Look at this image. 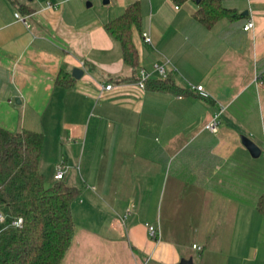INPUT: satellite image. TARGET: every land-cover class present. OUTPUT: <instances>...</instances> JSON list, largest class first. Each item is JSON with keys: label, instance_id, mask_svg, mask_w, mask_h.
Wrapping results in <instances>:
<instances>
[{"label": "crops", "instance_id": "1", "mask_svg": "<svg viewBox=\"0 0 264 264\" xmlns=\"http://www.w3.org/2000/svg\"><path fill=\"white\" fill-rule=\"evenodd\" d=\"M136 1L132 67L105 25ZM222 1L239 17L209 27L198 0H0V126L42 132L41 171L82 189L63 264H264V0ZM156 63L176 91L138 84Z\"/></svg>", "mask_w": 264, "mask_h": 264}, {"label": "trees", "instance_id": "2", "mask_svg": "<svg viewBox=\"0 0 264 264\" xmlns=\"http://www.w3.org/2000/svg\"><path fill=\"white\" fill-rule=\"evenodd\" d=\"M195 17L210 27L222 17L234 19L239 14L222 0H200ZM141 21L142 8L136 1L105 25L120 42L125 63L132 67L140 61L133 29ZM72 81L67 73H60L56 79L65 87ZM147 85L157 90H177L168 76L150 78ZM43 145L42 132L0 126V212L8 219H23L21 226L0 232V264H63L71 246L75 232L72 204L82 189L64 179L46 182L41 171ZM258 209L264 214V195Z\"/></svg>", "mask_w": 264, "mask_h": 264}, {"label": "built area", "instance_id": "3", "mask_svg": "<svg viewBox=\"0 0 264 264\" xmlns=\"http://www.w3.org/2000/svg\"><path fill=\"white\" fill-rule=\"evenodd\" d=\"M249 3L251 2V0H246ZM178 7V6H176ZM16 17L27 23V19L26 17L20 15L19 13H16ZM255 25V22L253 20L252 17H250L247 22L244 25V29L245 30H249L251 28H253ZM144 39L147 43H151L152 42V38L150 36V34L148 32H144L143 33ZM152 75H158L161 76L163 78H166L168 76L167 74V69L166 66L164 64H160V63H156L154 65V69L153 71L151 70H147V69H141L140 71V75H139V79H138V84L141 87H146L147 86V82L148 80L151 78ZM112 87L111 84H107L105 86L106 89H110ZM190 89L194 90V91H198L201 95L203 96H208L207 91L204 88V85L202 84H190ZM219 125H220V118H219V113L215 114L214 117L205 125V128L213 131V132H217L219 129ZM69 169V165L64 161L61 160L57 163L56 165V171L54 174V178L56 180H62L65 178V174L67 172V170ZM23 219L22 217H16V218H12V219H8L7 216L3 213L0 212V232L3 231L5 228L7 227H19L22 225ZM149 231L150 234L155 237V238H160L161 237V233L159 231V228L153 224H149ZM195 248L197 249H201L202 247L198 244H194L193 245ZM147 264V263H145Z\"/></svg>", "mask_w": 264, "mask_h": 264}, {"label": "water", "instance_id": "4", "mask_svg": "<svg viewBox=\"0 0 264 264\" xmlns=\"http://www.w3.org/2000/svg\"><path fill=\"white\" fill-rule=\"evenodd\" d=\"M104 2L107 3L108 0H104ZM83 72L84 71L81 68L76 67L73 69L72 75L75 78H80L83 75ZM151 78L156 79L157 76L152 75ZM241 139L244 145L249 149V151L251 152L253 156H259L261 154V151H262L261 147L255 141H253L250 137L246 135H242ZM178 264H192V259H183Z\"/></svg>", "mask_w": 264, "mask_h": 264}, {"label": "rangeland", "instance_id": "5", "mask_svg": "<svg viewBox=\"0 0 264 264\" xmlns=\"http://www.w3.org/2000/svg\"><path fill=\"white\" fill-rule=\"evenodd\" d=\"M47 153H49V151L46 152V160L48 162H52L53 154L50 152L51 154H49V156L47 157ZM54 171H55L54 167H52V166L44 169V173L46 175V182L47 183L54 182L56 180V179L53 178ZM64 180H65V178H64Z\"/></svg>", "mask_w": 264, "mask_h": 264}]
</instances>
